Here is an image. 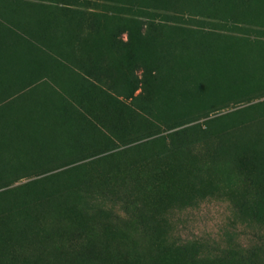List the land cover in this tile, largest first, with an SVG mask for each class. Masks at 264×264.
Returning <instances> with one entry per match:
<instances>
[{"label":"rangeland","instance_id":"1","mask_svg":"<svg viewBox=\"0 0 264 264\" xmlns=\"http://www.w3.org/2000/svg\"><path fill=\"white\" fill-rule=\"evenodd\" d=\"M0 264H264V0H0Z\"/></svg>","mask_w":264,"mask_h":264}]
</instances>
